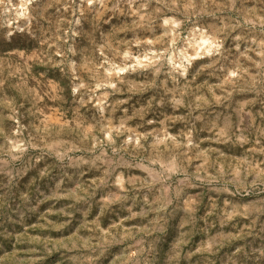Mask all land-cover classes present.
Instances as JSON below:
<instances>
[{
  "label": "rangeland",
  "instance_id": "1",
  "mask_svg": "<svg viewBox=\"0 0 264 264\" xmlns=\"http://www.w3.org/2000/svg\"><path fill=\"white\" fill-rule=\"evenodd\" d=\"M0 264H264V0H0Z\"/></svg>",
  "mask_w": 264,
  "mask_h": 264
}]
</instances>
